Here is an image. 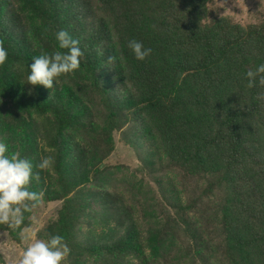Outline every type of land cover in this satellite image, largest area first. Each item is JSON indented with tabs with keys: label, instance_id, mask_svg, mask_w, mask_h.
<instances>
[{
	"label": "trees",
	"instance_id": "16d2710c",
	"mask_svg": "<svg viewBox=\"0 0 264 264\" xmlns=\"http://www.w3.org/2000/svg\"><path fill=\"white\" fill-rule=\"evenodd\" d=\"M213 3L0 0V43L8 51L0 66V140L39 173L29 190L62 203L42 238L61 235L73 264H150L132 211L103 185L115 133L151 171L167 160L186 177L201 178L206 196L221 193L226 264H264V86L257 80L249 88L245 78L264 63V20L242 26L214 13ZM61 30L79 41L80 69L52 89L26 84L33 58L60 50ZM133 39L152 49L144 61L128 48ZM64 77L77 79L76 88ZM82 85L96 96L85 97ZM91 132L95 146L88 143ZM44 157L53 164L40 170ZM170 206L164 233L183 234L186 255L213 264L211 242L191 206L176 198ZM31 214L19 227L0 229L18 239Z\"/></svg>",
	"mask_w": 264,
	"mask_h": 264
},
{
	"label": "rangeland",
	"instance_id": "374dc122",
	"mask_svg": "<svg viewBox=\"0 0 264 264\" xmlns=\"http://www.w3.org/2000/svg\"><path fill=\"white\" fill-rule=\"evenodd\" d=\"M210 9L220 17H230L242 26L253 25L264 20V0H214ZM59 82L62 77L57 78ZM72 78L64 77L68 84H75ZM85 83V82H84ZM81 85V83H79ZM75 87V86H74ZM76 88V87H75ZM85 97L92 98L95 94L81 88ZM87 93V94H86ZM95 98V103L98 102ZM98 106V105H95ZM92 107V105H91ZM8 111L12 110L10 105ZM95 114L100 111L96 107ZM97 115V114H96ZM89 144L97 145V136L90 133ZM115 150L106 159L104 168L105 188L119 195L132 211L145 241V255L150 264H200L193 261V255H186L189 240L181 233L169 238L165 231L166 218L174 215L170 203L176 198L184 205L191 206V215L206 240L211 242L212 253L215 255L213 264H226L221 256L222 233L220 214L217 205L221 193L206 196L204 181L198 177H186L184 172L165 160L151 171L144 166L135 149L125 144L123 133H115ZM45 148V143H42ZM47 150V147H46ZM88 190L98 192L94 186ZM61 202H46L42 200L39 206L32 209L30 225L24 228L14 239L9 232L0 229V264H19L24 250L37 240H44L42 233L47 226L58 217ZM95 211L101 210L97 203ZM88 221V220H87ZM83 228V234H87ZM45 241V240H44ZM71 253L63 264H73Z\"/></svg>",
	"mask_w": 264,
	"mask_h": 264
},
{
	"label": "clouds",
	"instance_id": "9594fccd",
	"mask_svg": "<svg viewBox=\"0 0 264 264\" xmlns=\"http://www.w3.org/2000/svg\"><path fill=\"white\" fill-rule=\"evenodd\" d=\"M55 39L60 50L51 55L44 53L34 57L28 66L26 84L52 89L57 78L80 69L84 53L79 47V41L64 30L56 32ZM128 48L138 61H144L152 53L151 48L134 39L128 42ZM7 59L8 51L0 43V66ZM114 59L115 57H109L110 61ZM245 78L249 88L255 87L257 80L260 86H264V63L259 64L254 71H248ZM8 152V145L0 140V224L19 227L24 222V214L39 206L44 194L29 190L30 182L40 179L39 173L33 172L32 162L20 158L19 154L9 155ZM52 164L51 157H44L36 167L47 170ZM70 252L71 249L61 235H52L47 241L37 240L28 246L19 259V264H63Z\"/></svg>",
	"mask_w": 264,
	"mask_h": 264
}]
</instances>
